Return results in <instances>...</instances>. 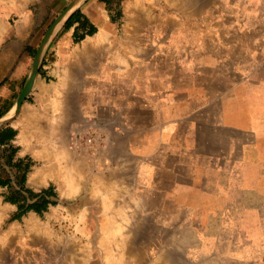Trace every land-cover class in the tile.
<instances>
[{
    "label": "crops",
    "instance_id": "1",
    "mask_svg": "<svg viewBox=\"0 0 264 264\" xmlns=\"http://www.w3.org/2000/svg\"><path fill=\"white\" fill-rule=\"evenodd\" d=\"M71 1L0 0V116ZM77 10L94 31L74 41ZM50 38L41 162L24 189L0 175V264H51L54 229L56 264H264V0H76ZM25 188L45 210L17 216Z\"/></svg>",
    "mask_w": 264,
    "mask_h": 264
},
{
    "label": "trees",
    "instance_id": "2",
    "mask_svg": "<svg viewBox=\"0 0 264 264\" xmlns=\"http://www.w3.org/2000/svg\"><path fill=\"white\" fill-rule=\"evenodd\" d=\"M75 21L78 22V25L76 26V29L74 30V33H73L74 41H78L82 39L86 34H91L94 31V27L88 23L86 17H84L79 10L75 11L70 16V19L68 20V22H66L64 28H68ZM77 28L81 30L79 34H76ZM14 133L15 132L12 128L7 129L6 132H1L0 133V144L2 143L1 141H3L4 139L8 140L10 136H12ZM3 150L8 151L7 154L4 156L6 163L12 166L14 165L16 169L19 170V174H17V182L18 184H20V188L24 189V176H25V173L29 170L31 163L29 161L23 162L20 159L12 163L11 159H12V156L17 151V147L9 146L8 148L7 147L4 148ZM0 175L2 177L6 176L1 171H0ZM1 183L4 184V183H7V181L2 180ZM25 190L27 191L29 196H32V197L37 196V198L33 202L28 203L25 207L22 208V210L18 211L17 216H19L21 213L27 210H33V211L39 212V211L46 209L48 202L45 199L41 198V194H43V191L35 192L29 188H25ZM20 199L21 198L19 196H17V198H14L13 196L5 198V200H9L11 202H17V203H19Z\"/></svg>",
    "mask_w": 264,
    "mask_h": 264
},
{
    "label": "rangeland",
    "instance_id": "3",
    "mask_svg": "<svg viewBox=\"0 0 264 264\" xmlns=\"http://www.w3.org/2000/svg\"><path fill=\"white\" fill-rule=\"evenodd\" d=\"M40 69H41V65L39 67V73H40ZM35 80H36V78H35ZM35 80H34V82H35ZM33 85H34V83H33ZM29 96H31V97H29V100L26 99L23 103L25 105H27L28 107L33 108L34 112L37 113L38 110L42 106V101L36 99V97L34 95L30 94ZM23 103H22V105H23ZM44 103L45 104L50 103L49 107L51 109H53L54 111L57 108V102L56 101L44 102ZM22 105H21V107H22ZM21 107H20L19 113L17 114L19 116V118H21L23 116L21 114V112H22L21 111V109H22ZM17 115L13 116L12 120H11V122H13L15 124H20L19 125V129L21 131H20V134H19L18 138L20 140V144H21L22 147H21L20 150H17V151L20 154H24L25 152H28V154H31V156L28 157V159H29L28 161L30 163L39 164L41 162V159H42V155H41V151H42L41 141L37 140V141H32V142H30V141L25 142V136H26V132L25 131H27V128L25 126L26 123L24 124L22 122L23 121V117H22V121L20 122V120H18L19 118H18ZM20 115H22V116H20ZM17 148L19 149V147H17ZM57 151L58 150L56 148H52L51 149V155H53L55 158L57 157ZM7 152L8 151H5V150H3V148L0 147V171L3 174H5L6 176H8L9 174H13V171H14V170H12V168L10 169L9 164H7L6 161H5V157L4 156L7 154ZM261 153H262L261 155L264 156V150L261 151ZM30 159H31V161H30ZM11 167H12V165H11ZM16 171H17V174H19V170L16 169ZM51 232H52V234H51ZM49 236L50 237L52 236V238H51L52 244H50V246H49L50 247V255L54 258V260L53 261L51 260L50 262H51V264H56V254H57L56 250L58 249V245L56 244V241H57V239H56V230L55 229L54 230H50ZM61 248H62V246H61Z\"/></svg>",
    "mask_w": 264,
    "mask_h": 264
},
{
    "label": "water",
    "instance_id": "4",
    "mask_svg": "<svg viewBox=\"0 0 264 264\" xmlns=\"http://www.w3.org/2000/svg\"><path fill=\"white\" fill-rule=\"evenodd\" d=\"M75 5H76V0L71 1L68 5H66V7L55 17V19L49 26V29L46 35L43 37L39 45V48L33 57L27 78L16 97L13 106L11 107V109H9V111H7L2 116H0V127L6 123L11 122L12 117L19 113L22 103L26 100L28 94L30 93L32 89V85H33L32 83H33L34 77L38 75L39 73V67L41 65V60L43 57L44 49L46 45L48 44L49 40L51 39L50 36L52 34L53 29L67 14H69L70 12L74 10ZM14 105H15V108H14Z\"/></svg>",
    "mask_w": 264,
    "mask_h": 264
},
{
    "label": "bare ground",
    "instance_id": "5",
    "mask_svg": "<svg viewBox=\"0 0 264 264\" xmlns=\"http://www.w3.org/2000/svg\"><path fill=\"white\" fill-rule=\"evenodd\" d=\"M172 1H175V2H179V0H172ZM190 1H192V0H190ZM202 2V1H201ZM184 3V2H183ZM150 9V8H149ZM147 10V9H146ZM148 11H151V10H148ZM151 13V12H150ZM2 30V29H1ZM37 76V75H36ZM36 76L34 77V80H35V78H36ZM34 80H33V83H34ZM32 83V84H33ZM33 86V85H32ZM45 90H47V89H45ZM14 108H15V105H14ZM22 109H21V114L23 115H20V116H22L23 117V121H22V117L21 118H19V116H18V120H20V122L22 121L24 124L25 123H29L35 116H36V113L34 112V109L33 108H31V107H28L27 105H25L24 103H23V105H22V107H21ZM13 111V110H12ZM65 129V128H64ZM64 142V141H63ZM57 143V142H56ZM76 147V146H75ZM24 148V147H23ZM51 168V167H50ZM75 170V169H74ZM38 171V170H37ZM116 173V172H115ZM35 174V173H34ZM29 176V175H28ZM123 176V175H122ZM94 179V178H93ZM103 181H105V180H103ZM108 183V182H107ZM115 190V189H114ZM117 191V190H116ZM107 193H110V192H107ZM119 193V192H118ZM111 194V193H110ZM120 194V193H119ZM6 205V204H5ZM135 209V208H134ZM2 216V215H1ZM0 216V217H1ZM34 218V217H33ZM30 221V220H29ZM33 224V223H32ZM10 227H13V226H10ZM119 229H121V228H119ZM118 229V230H119ZM108 231H109V229H108ZM31 233V232H30ZM33 233V232H32ZM122 233V232H121ZM5 234V233H4ZM61 236V235H60ZM117 237V236H116ZM66 240V239H65ZM56 241V240H55ZM64 243V242H63ZM64 250V249H63ZM72 251V250H71ZM71 255V254H70ZM168 255V254H167ZM166 257V256H165ZM75 259V258H74ZM164 259V258H163ZM172 260V259H171ZM170 260V261H171ZM169 261V260H168ZM83 262V261H82ZM173 263V262H172ZM171 264V263H170Z\"/></svg>",
    "mask_w": 264,
    "mask_h": 264
}]
</instances>
